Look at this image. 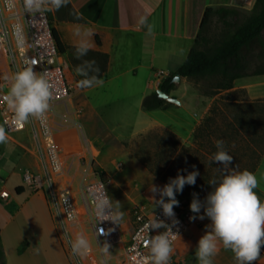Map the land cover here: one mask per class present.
<instances>
[{"label": "crops", "instance_id": "0c3cea01", "mask_svg": "<svg viewBox=\"0 0 264 264\" xmlns=\"http://www.w3.org/2000/svg\"><path fill=\"white\" fill-rule=\"evenodd\" d=\"M198 1L70 0L71 8L81 20L79 22L63 20L54 24L60 41L68 47H75L77 43V37L73 33L78 25L91 29L94 33L91 50L108 56L107 69L102 77L103 86L79 89L77 94H72L67 101L57 104L53 111V122L57 129L56 140L64 148L66 177L78 184L77 180L82 178L81 172L84 167L81 168L77 161L75 163L72 156L76 153L75 150H77L76 154L83 155L87 150L92 156L95 155L93 164L95 163L104 172V178L107 177L105 179L109 181L110 187L114 183L127 200L126 221L120 225L124 243L109 248L110 255H104L108 264H111L110 262L124 264L122 249L128 241L126 226H128V215L131 208L136 206L149 215L154 213L160 207H153L149 187L154 184L162 188L165 184L155 180L151 175L146 180L140 178L143 182L141 187L136 184L132 187L131 183L126 180L128 175L136 170L138 172L147 171L125 150L116 151L114 141L117 140H113L109 133L103 132L99 124L101 119L99 109L109 106L111 101L98 104L94 102L90 94L94 93L95 96L96 92L104 90L110 94H118L123 99L134 95L141 101L145 95L158 89V84L163 78L177 71L193 44L205 9V4L195 9ZM141 16L146 17L148 24L154 25L152 35L148 34L146 26L138 25ZM96 38L99 43L96 42ZM159 61L162 63L159 64ZM76 75L75 73L74 76ZM181 84L190 85L189 79L181 78L180 83L174 84L175 87L170 93L171 97L180 101V105L165 103L162 108L156 110L167 113L174 110L172 108L182 106L181 99L185 89L183 87V90L179 91ZM157 117L158 115L152 116L151 113H147L143 118L137 119L140 127L134 134L140 133L138 135H141L155 128H162L184 142L181 140V133L187 130L189 123L178 120L169 121L167 124ZM201 118L189 127L190 138ZM0 126H2L1 120ZM21 135L24 138L20 142L16 141L13 136L8 138L17 148L14 156L16 167L20 171L17 175L20 178L24 169H35L36 167V161L28 150L27 136L23 133ZM83 139L88 142L87 146ZM119 143L123 144V142ZM117 154L125 156V162L115 161ZM15 174V171H11L5 178L6 183ZM253 174L258 181L255 192L264 201V159L260 161ZM0 175L3 177L1 171ZM20 186L22 187L17 183L12 185L11 189L15 191V188ZM111 190H109V195L116 201L117 194ZM24 191L23 188L21 194ZM21 194L16 193V197L11 195L8 199L0 201V242L4 264H71L44 196L40 193H29L30 196L19 203L17 197ZM156 199H159L158 195ZM176 199L179 203L183 202L177 195ZM165 201L167 202V198ZM79 220V224L72 228L73 239L75 240L76 235L82 232L89 240L90 247L95 250L96 245L90 227L84 219ZM210 223L207 218L200 220V224L192 226L175 241L173 257L177 262L198 264L195 255L196 247L199 239L205 234V226ZM219 247L220 250L214 257V264H236L234 253L231 250H225L222 244ZM254 264H264V253L260 254Z\"/></svg>", "mask_w": 264, "mask_h": 264}, {"label": "clouds", "instance_id": "9594fccd", "mask_svg": "<svg viewBox=\"0 0 264 264\" xmlns=\"http://www.w3.org/2000/svg\"><path fill=\"white\" fill-rule=\"evenodd\" d=\"M69 2L70 0H22V7L25 14L36 16L59 11ZM138 25L146 26L148 34H153L154 25L148 24L146 17L141 16ZM13 34L17 47L23 50L26 44L23 27L19 24L14 25ZM73 35L77 37L75 57L81 60L75 70L83 77L77 86L81 89L103 86L104 80L100 77L101 70L96 61L83 59L93 47L94 33L91 29L78 25ZM36 63L35 60H25L26 66L14 74L11 88L4 97L8 109L14 113L15 121L21 127L28 123L30 118H37L43 122L53 100L52 84L47 72L34 71L31 65ZM7 140L6 130L0 126V144L7 143ZM215 146L217 151L209 158V163L220 165L217 168L220 178L209 180L208 184L212 186V191L203 202L198 199L197 193H193L190 203V211L195 214L189 217L190 221L197 219L203 221L207 218L211 222L205 226V234L198 241L196 259L198 264H214V257L222 244L225 250L234 253L236 264H254L264 248V201L255 192L258 181L248 170L237 171L231 166L233 157L226 150L224 140H216ZM192 168L191 172H187V169L178 170L176 178H170L169 183L162 188L154 184L149 187L153 207L159 206L163 216L171 221L169 224L153 215V218L144 225L148 233L164 229L163 232L149 236L146 240L150 251L148 257L150 264H171L174 252L173 238L176 235L173 233V227L179 224L173 211L174 206H179L176 195L183 192L185 185L196 184L200 173L194 165ZM180 172H187V175H181ZM157 195L159 199H156ZM121 209L119 201L113 200L106 191L102 192L95 202L94 225L102 221H111L120 227L125 216ZM112 231V228L107 232L100 229L96 235L107 236ZM70 244L74 255L84 256L90 251L89 240L82 232L78 233ZM109 247L107 243L100 247L105 256L110 255Z\"/></svg>", "mask_w": 264, "mask_h": 264}, {"label": "trees", "instance_id": "16d2710c", "mask_svg": "<svg viewBox=\"0 0 264 264\" xmlns=\"http://www.w3.org/2000/svg\"><path fill=\"white\" fill-rule=\"evenodd\" d=\"M214 16L226 30L221 38L212 41L206 32ZM239 16L240 11L235 7H206L193 44L176 71L181 78L205 82L203 96L212 98L226 92L213 99L206 114L193 130L190 146L184 149V152L189 153L187 157L189 172L193 170L194 165L200 173L196 184L185 185L183 192L179 194L181 197H187L189 201L185 202L187 204L191 203L193 193H197L198 199L203 202L212 191V186L208 184L209 180L220 178L217 171L220 165L209 163V158L217 151L216 140L225 141V148L233 157L231 166L237 171L248 170L254 173L260 161L264 159V98L248 100L244 89L232 90L235 81L241 78L264 75V0H255L250 14L241 23H237ZM47 18L58 54L61 56L68 54L69 67L76 73L75 69L81 60L75 57V47L65 46L60 41L54 24L63 20L79 22L80 17L68 4L59 11L47 12ZM96 42L99 43L98 38ZM83 59L95 60L101 70L100 77L104 76L108 64L107 54L90 50ZM173 75L174 73H169L158 84V89L167 95H170L175 87L172 83ZM81 79L83 77L78 74L74 78L76 90L81 89L77 86ZM165 103L158 99L153 91L143 98L141 107L144 111H152L162 108ZM162 133L163 136H159L156 130H150L139 135V138L141 142L151 139L159 142L170 141L168 144L171 146H176L180 141L170 131L164 130ZM157 153L148 151L142 155L137 152L136 157L142 166L167 184L170 178H176L178 172L165 176L159 174L152 163ZM180 174L187 175V172ZM99 175L104 178L102 171H99ZM105 183L109 195L110 183L107 180ZM15 192L21 194L23 188L17 187ZM261 253H264V248ZM0 264H4L1 242Z\"/></svg>", "mask_w": 264, "mask_h": 264}, {"label": "built area", "instance_id": "2783aa9c", "mask_svg": "<svg viewBox=\"0 0 264 264\" xmlns=\"http://www.w3.org/2000/svg\"><path fill=\"white\" fill-rule=\"evenodd\" d=\"M21 25L24 30L26 44L23 50L17 47L13 34L14 25ZM35 60L31 65L34 71H46L52 84L53 100L51 108L42 122L37 118H30L22 127L16 123L14 113L8 109L4 97L8 94L14 74L23 70L25 60ZM71 85L66 77L62 56L58 54L51 35V27L47 13L43 15L29 16L25 14L22 0H0V120L5 128L8 138L23 133L27 136L29 152L36 161L35 169L26 168L21 173L22 187L30 194L40 193L44 196L48 210L57 226L59 237L63 244L71 264H108L101 251L107 243L116 247L124 243L121 226H116L111 221H102L94 225V210L96 198L104 191L107 193L105 178L98 172L90 170L94 162V156L89 151L85 155L74 154L79 159L88 158V176L79 181L76 187L73 180L67 178L64 173V148L56 140L57 129L53 122L54 107L69 98ZM88 145V142L83 139ZM65 177V178H64ZM6 187V180L0 175V201L15 195ZM108 194V193H107ZM175 218L179 224L173 227L175 241L183 236L192 226L200 224V220L190 221L193 214L190 204L180 202L173 209ZM171 221L163 216L162 209H157L152 214L145 213L139 207H132L128 215V241L123 245L122 259L124 264H150L149 246L146 240L149 236H155L164 229L148 231L144 225L153 218ZM82 218L91 229L96 249L90 247L88 254L84 256L74 255L70 241H73L72 228L79 224ZM109 228L113 231L107 236L96 235L100 229L105 232ZM171 264H180L171 257Z\"/></svg>", "mask_w": 264, "mask_h": 264}, {"label": "rangeland", "instance_id": "374dc122", "mask_svg": "<svg viewBox=\"0 0 264 264\" xmlns=\"http://www.w3.org/2000/svg\"><path fill=\"white\" fill-rule=\"evenodd\" d=\"M254 1L255 0H199L195 4V9L202 6V4L203 5L205 4V8L206 6L215 7V8L221 6L235 7L240 11V16L237 18L238 21L237 23H241L242 20H244V18L250 14ZM225 30L226 29L223 28L222 24L214 16L211 18L210 25L207 29L206 32L207 37L212 41L219 39L221 38L222 34L225 33ZM62 59H63V65L68 82L70 85L73 84V87H71V91L69 95L70 98L72 94H77V90H75L74 88L75 73L69 67L68 54L62 56ZM160 63H162V61H159V64ZM189 83L191 86L188 84H181L179 89V91L183 90V87L185 89L184 96L181 99L183 102L182 106L178 108H172L174 110H171L170 112L167 113L161 110H155L153 112L144 111L141 107V104L143 98L146 95L142 98L141 101H139V99H137V97L134 95L123 99L118 94H110L104 90H100L96 92L95 96L94 93H91L90 96H92L94 102L98 104L101 103L103 104L106 101L110 103L111 101L109 106L99 109L98 112L101 115L99 124H101L100 128L103 132L109 133L110 135H112L113 140H117L114 141L116 142L115 144V146L117 147L116 151L125 150L131 158L137 161H138L136 157L137 152L138 154L144 155L148 151L151 152L157 151L158 152L156 155L157 157H154L152 159L153 167L155 168V170L160 172L159 174L161 175L163 174L165 176V174L178 172V170L181 169H187V172H189L190 168L189 165L187 164V160H188L187 157L189 153L184 152L186 148L190 146V135L188 134V129L193 125V123L196 120H198V118H201V115L204 116L206 114V111L208 110L213 99L217 98L219 95H224L226 93V92H221L219 95H216L212 98L206 97L202 95V91L206 88L205 82L203 83L201 81L189 80ZM239 89L245 90V96L248 100H253V98L254 99L264 98V75L241 78L235 81L232 90H239ZM249 90L251 91L250 93ZM177 95L179 96V93ZM70 110L71 109L69 108V111ZM147 113H151L152 116L158 115L157 118L159 120H164V122H166L167 124H169V121L172 122L178 120H182V122L189 123L187 130L181 133L182 136L181 140L182 141L184 140V142L178 141V144L176 146L169 145L168 143H170V141L159 142L156 139H151L150 141L147 140L146 142H141L138 135L140 133L134 134V132L137 131L138 128L140 127L137 124V119L143 118L144 116L147 115ZM153 130H156L159 136H163L162 132L164 131V129L155 128ZM21 134L22 133H18L14 135L13 136L14 139L20 142V140L24 138V136ZM119 142H123V144ZM15 151H17L16 146L9 140H7V143L5 144H0V171L2 176L5 179L11 171H15L16 173L14 176H11L8 182L6 183V187L10 191H13V189H11L12 185L17 183L22 185V180L17 175L18 173H20V171L16 167V160H15L16 158L14 156ZM75 151L77 153V150ZM80 155L82 156L83 154ZM119 160L121 161L123 160L125 162L126 157L117 154L115 156V161H119ZM76 161H77V156L74 157V162L76 163ZM79 164L81 168L82 167L84 168L82 169L81 172L82 178L77 181H82L85 178V176L87 177L88 174L90 173V170L98 173L99 171H102L95 163L92 164L90 170H88L87 169L88 166L86 165L88 164V158H85L84 156L83 158L79 159ZM145 170L147 172H138L137 170L134 171L132 174L128 175L126 180H128L131 183L132 187L135 186V184L139 187L143 186V182L141 181V179L146 180L149 175H151L155 180L162 182L160 177L153 175L146 168ZM105 178L107 177L105 176ZM116 180L118 181V178H116ZM162 183L166 184L164 182ZM74 184L77 183L74 182ZM109 190L117 194L116 201H119L122 205L121 210L124 211L125 213L124 216V222H125L126 221L125 209L127 208L126 207L127 200L125 199V196L119 191V188H117L114 185V183H112V186L110 187ZM29 196H30L29 192L25 190L23 194L17 197V201L20 203ZM177 196L181 200H183V202H189L187 197H181L179 194H177ZM110 263L112 264V262Z\"/></svg>", "mask_w": 264, "mask_h": 264}, {"label": "water", "instance_id": "95a60500", "mask_svg": "<svg viewBox=\"0 0 264 264\" xmlns=\"http://www.w3.org/2000/svg\"><path fill=\"white\" fill-rule=\"evenodd\" d=\"M180 81H181V77H180L179 73L175 72L173 75V78H172V83L179 84ZM155 93H156L158 99H161V100L165 101L166 103L180 105V101L178 99L173 98L170 95H167L166 93H164L160 89H156Z\"/></svg>", "mask_w": 264, "mask_h": 264}]
</instances>
